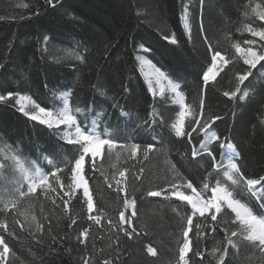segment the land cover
<instances>
[{
    "label": "trees",
    "instance_id": "1",
    "mask_svg": "<svg viewBox=\"0 0 264 264\" xmlns=\"http://www.w3.org/2000/svg\"><path fill=\"white\" fill-rule=\"evenodd\" d=\"M256 2L261 0H251L253 4ZM23 3L30 7L17 6ZM248 3L249 0H204L201 6L199 0H60L52 8L44 4V0H0V16L5 17L0 20V65H3L0 67V94L28 95L41 106L55 105L58 109L62 107L61 94L70 90L73 110L77 106L83 109L94 101L97 111L102 107L110 114L106 123L113 138L129 145H156L147 160L122 158L117 163V167L130 170L129 181L138 186L135 193L130 191V198L136 200L139 215L134 225L140 233L132 240L121 235L119 264H177L186 216L191 209L175 198L147 197V191L187 180L199 190L205 182L214 186L217 180L223 179L222 173L217 175V170L211 167V158L206 153L193 160L186 138L174 136L170 125L175 122L179 105L169 91L153 96L135 59L137 55H146L171 79L179 82L186 96L185 102L196 107L202 89L200 76L211 62V54L203 40L206 34L214 49L222 51L231 62L216 81L209 84L205 109L208 113L224 116L213 126L214 130L222 139L226 137L235 144L238 163L245 175L249 178L264 175V124L261 123L264 120V68L257 66L253 70V75L240 86L237 99L229 100L223 96L224 91L235 90L236 74L247 69V65L235 56L231 45L239 41L242 47H247L243 41L248 39L264 43L240 30L249 19L254 26L260 24L254 17L244 16ZM184 4L189 6L191 40L180 19ZM38 6H42L40 14L32 15ZM201 19L204 33L200 31ZM173 32L180 41L178 45L163 39L165 34ZM141 44L151 51H140ZM77 55L83 56L84 60H78ZM98 87H102L103 96L97 91ZM244 93L247 96L240 99ZM113 104H119V107L113 108ZM153 111L159 114L155 124H151L149 115ZM160 116L164 118L163 123ZM83 119V115H78V121ZM88 119L90 121L91 116ZM104 127L102 124L101 133ZM193 135L197 141L202 139ZM0 137L9 144L14 142L13 146L24 156L45 169L48 163L44 149L49 153L55 150L60 154L59 158L66 161L76 154L77 146L61 150L56 134L20 113L14 99L0 102ZM219 144L220 141H215L209 145L218 161L224 151ZM6 147L0 142V149ZM97 163L104 165L109 176L114 171L108 166L106 156ZM140 167L144 168V173L140 181H135L134 175L139 174ZM85 173L90 178L95 206L105 213L103 228L87 219L82 195L73 197L68 213L64 212L62 204L56 207L50 200L41 198L35 204L34 214L45 225V243L37 245L27 231L17 226L21 238H8L16 253L11 264H82L81 258L89 256L93 264H101L111 253L112 233L107 230L106 221L108 217L113 221L118 219L123 198L107 187L99 172L93 173L86 167ZM10 175L8 171L4 173V176ZM62 176L67 182V175ZM210 194V190L205 192L206 196ZM243 198L250 205L254 203L248 200L246 193ZM255 210L258 214L264 212V209ZM225 212L230 224V210L225 209ZM3 218L0 214V219ZM72 219L76 224L69 228ZM203 222L201 217L193 220L190 264H215L211 249L217 243L222 246L224 232L219 228L212 232L202 226L200 230L204 236L197 239L195 225H203ZM49 227L51 235L66 238L52 245ZM86 227L90 229L87 247L77 240ZM238 243L240 250L235 256L230 255L231 264H259V253L253 255L242 240ZM149 244L157 248L156 257L147 254ZM196 250L204 253L203 260L193 255Z\"/></svg>",
    "mask_w": 264,
    "mask_h": 264
},
{
    "label": "snow or ice",
    "instance_id": "2",
    "mask_svg": "<svg viewBox=\"0 0 264 264\" xmlns=\"http://www.w3.org/2000/svg\"><path fill=\"white\" fill-rule=\"evenodd\" d=\"M199 2L203 6L204 0H199ZM58 3H60V0H44V4L52 8H55ZM17 6L24 9L30 7L28 3ZM40 7L42 6L36 7L32 15H39ZM246 9L244 16L254 17L260 24L254 26V22L249 19V22L242 24L240 30L249 33L254 38H259L260 42H264V0L254 4L249 0ZM2 19H5V17L0 16V20ZM21 19H23V16H21ZM180 19L188 39L191 40L189 6L187 4L182 7ZM200 31L202 33L205 31L202 19ZM44 39L47 40L48 37ZM163 39L172 45L180 43L174 32L165 34ZM203 40L211 54V62L200 76L202 89L196 107L185 102L186 96L181 90V84L171 79L146 55H137L135 59L139 63L140 71L144 73L148 80V87L153 96L156 95V88L151 77L155 76L157 84L161 80H167L175 103L179 105L175 122L170 125L174 136L178 139L186 138L187 143L191 146L193 160L206 153L211 158V167L217 170V175L222 173L223 179L217 180L214 186H210L208 182H205L199 190L190 180L172 182L159 190L147 191L146 196L163 197L164 199L175 198L185 202L191 209V213L186 216V226L183 229V239L178 249L177 264H190L189 253L193 251L190 233L193 231V220L196 217L204 218L203 225L201 223L195 225L197 239L204 236V233L200 230L202 226L210 228L212 232H216L218 228L224 232L222 246L221 243H217L211 249L215 264H231L229 257L230 255L235 256L239 252V240L246 242L253 255L258 252L259 264H264V212L258 214L255 210L257 208L264 209V175L256 178L246 176L238 163L239 154L235 150V144L226 137L222 139L214 130L213 126L218 121H222L224 116L206 111L205 96L209 84L216 81V78L231 60L222 51L214 49L210 38L206 34L203 36ZM243 43L247 47H242L239 41L231 45L235 56L241 59L244 65H247V69L236 74L237 85L235 90L223 92V96L229 100L237 99L238 94L241 92L240 86L253 75V70L257 69V66L264 68V43L258 44L256 39H248ZM139 47L143 53L151 51L143 44ZM76 58L81 61L84 60L83 56L77 55ZM145 65L150 67L151 73L145 72ZM0 67H3V65H0ZM47 87L48 85L45 84V88ZM97 91L100 95H104L102 87H98ZM159 92L163 95L164 89L160 88ZM70 95V90L61 94L62 107L57 109L55 105L53 107L41 106L40 103H37L28 95L15 92L0 94V102L7 103L14 99L20 113L29 120L52 130L57 136V143L60 144L61 150L67 146H77L76 154L70 161L60 159V154L55 150L49 153L48 149H44L45 159L48 163V168L45 169L24 156L21 150L13 146L14 142L9 144L7 141H3V137H0V142L7 145L5 149H0V153H2L0 154V177H3V180H0V214L4 217L0 219V264H11V258L16 255L8 242V238L12 240L21 238V231L17 230V226L20 230L27 231L37 245L45 243L43 239L45 225L34 214L35 204L41 198L50 200L56 207L62 204L64 212L68 213L73 197L82 195L87 207V219L92 224L103 228L102 219L105 213L95 206L89 184L90 178L85 173L86 167L93 173L99 172L104 177L107 187L113 189L123 198L118 219L113 221L111 217L107 218V230L112 233L110 237L112 243L109 245L112 251L102 259L101 264H119L121 235L128 240L140 235L134 225V220L139 215L136 200L130 198V191L135 193L138 186L135 183H130V170L117 167V163L122 158L138 160L142 157V159L147 160L149 153L156 149V145L149 143L142 147L139 143H131L130 145L121 143L108 132L106 121L110 114L104 108L101 107L97 111L93 101L83 109L77 106L73 110L70 106ZM246 96L247 93H244L239 98L244 99ZM112 107L117 108L119 104H113ZM78 115H83L84 119L78 121ZM149 115L152 118L151 124H155L157 122L155 117L159 114L153 111ZM89 116H91L90 121ZM160 122H164L163 116H160ZM145 123H148V121H145ZM261 123L264 124V120ZM102 124L105 126L103 133L100 131ZM193 134H196V137H202V139L197 141ZM215 141H220L219 147L224 150L221 152L222 159L220 161L217 160L216 155L209 147ZM117 149L119 151H115ZM105 156L108 166L114 170L110 176L107 174L104 165L97 163L98 160H104ZM65 169H67V172H65ZM6 171L10 172L11 175L4 176ZM138 172L139 174L134 175L135 181L141 180L144 168L140 167ZM62 174L67 175V182ZM209 190L211 194L206 196L205 192ZM245 193L248 200L254 201L253 204L250 205L243 198ZM225 209L230 210V224L229 220L225 218L228 215ZM41 213L43 214V208H41ZM9 217L12 221L11 225L9 224ZM75 224L76 220L72 219L68 227L71 228ZM48 231L52 245H55L58 240L62 241L66 238L51 235L50 227ZM89 236L90 229L86 227L79 233L77 240L87 247ZM230 250L234 251L230 252ZM146 252L151 257L158 255L157 248L151 244L146 246ZM193 255L200 257L201 260L204 259V253L199 250L193 252ZM81 259L82 264H93L91 256L82 257Z\"/></svg>",
    "mask_w": 264,
    "mask_h": 264
},
{
    "label": "rangeland",
    "instance_id": "3",
    "mask_svg": "<svg viewBox=\"0 0 264 264\" xmlns=\"http://www.w3.org/2000/svg\"><path fill=\"white\" fill-rule=\"evenodd\" d=\"M145 72H148V73H151V69H150V67L149 66H147V65H145ZM143 75H144V73H143ZM145 76V75H144ZM146 78V77H145ZM152 79H153V83H154V86H155V88H156V93L157 94H159L160 95V92H159V89L160 88H163L164 89V92L165 91H169V93H171V91H170V88H169V85H168V83H167V80H161L160 81V83H156L155 82V76L153 75L152 77H151ZM148 81V80H147ZM152 93V92H151ZM172 94V93H171ZM173 95V94H172ZM187 191H190V190H187Z\"/></svg>",
    "mask_w": 264,
    "mask_h": 264
}]
</instances>
